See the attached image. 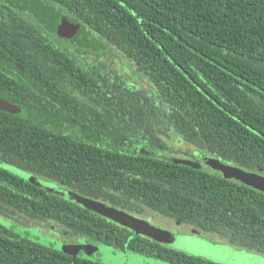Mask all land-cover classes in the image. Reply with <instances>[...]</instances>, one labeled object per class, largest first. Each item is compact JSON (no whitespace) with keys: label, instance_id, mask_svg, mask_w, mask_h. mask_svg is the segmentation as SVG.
I'll return each instance as SVG.
<instances>
[{"label":"trees","instance_id":"trees-1","mask_svg":"<svg viewBox=\"0 0 264 264\" xmlns=\"http://www.w3.org/2000/svg\"><path fill=\"white\" fill-rule=\"evenodd\" d=\"M50 1L62 9L53 33L33 23L23 3L0 1V98L21 108L0 109V216L54 221L171 264H220L48 193L9 170L16 167L264 254V192L209 166L158 157L173 133L200 154L264 174V0ZM62 16L80 24L73 47L53 36ZM102 45L117 49L151 87L72 51ZM0 264L98 263L0 224Z\"/></svg>","mask_w":264,"mask_h":264},{"label":"rangeland","instance_id":"rangeland-1","mask_svg":"<svg viewBox=\"0 0 264 264\" xmlns=\"http://www.w3.org/2000/svg\"><path fill=\"white\" fill-rule=\"evenodd\" d=\"M0 1L7 2L9 5H13V7H20L19 4L23 3L21 7L25 5V9L23 10L27 11L28 15H30V20L37 25L40 24L41 26L47 28L48 32L51 33H53L52 26L55 24V20L57 18L55 11L62 12V9L57 4H53L50 0H31V1L30 0H0ZM60 18H58L56 24L58 23ZM56 34L57 33L55 28V35H53L54 38L59 37ZM59 38L60 39L57 40L58 42L64 45H68L70 47H73L74 43H77L76 39L72 41L71 38L70 39L64 37H59ZM72 51L76 52L75 55L86 53L89 57L97 56L105 64L112 67L113 69H116L120 73L124 74L132 82L136 83L140 88L148 90L151 87V83L149 82L148 78L144 74L139 72L136 69V66L114 47L111 46L105 47L102 45L99 48L91 49V47L88 48L84 46H79L76 47V49H73ZM165 140H166V144L169 147H173L174 149L171 151H166V152L164 151L165 153H158V157L166 156L168 154H174L176 157L178 156L181 157L182 153H184V157H188V156L191 157L192 152L194 153V157H198V155H200L199 152L195 150L196 149L195 146L187 142H184L173 133H171L170 137ZM203 167L205 166L203 165ZM9 170L17 174L18 176L28 180L22 173L25 171H22L16 167H9ZM25 173L31 174L28 172ZM31 175L35 176L33 174ZM35 177L43 180L47 184L39 185L31 182L32 184L44 189L48 193L54 194L63 199L66 200L70 199L67 193L66 196L63 194V190H65L66 192L67 191L77 192L67 186L60 185L58 183H55L47 179H42L38 176ZM52 185H55V187H53ZM89 211L95 212L93 210H89ZM138 215L144 218L147 217L151 219L153 222L157 223L159 227H162L164 229H170L175 233H181L186 235L196 233L199 234L200 238H203L210 242L228 243V240L222 236L209 232H204L186 223L185 224L182 223L178 225L173 222V219L169 217H163L162 215L156 213L155 211L147 207H145V211L141 215L140 214ZM100 216L112 220L117 224L128 228L127 226L111 218L105 217L103 215ZM0 224L12 230L13 232L20 234L23 238L31 240L35 243H38L43 246L51 247L57 250H61L65 253L71 254L73 256H77L82 259H88L98 264H171L165 260H160L153 257H147L139 252H133L130 250L123 251L118 247H116L115 245H108L102 241H96L91 238H87L85 236H80L78 234L70 232L68 229L64 228L60 224L55 223L54 221H48L42 223V222L34 221L32 219H28L22 215H16L15 217L0 216ZM171 247L175 250H179L197 257H202L212 262L225 264L223 262L215 261L216 259L212 258L209 253L203 251H196L193 250L192 248H187V245L171 246Z\"/></svg>","mask_w":264,"mask_h":264},{"label":"water","instance_id":"water-1","mask_svg":"<svg viewBox=\"0 0 264 264\" xmlns=\"http://www.w3.org/2000/svg\"><path fill=\"white\" fill-rule=\"evenodd\" d=\"M80 27L79 23L71 22L66 17L62 16L56 26V33L59 37L71 38ZM0 109L16 113L21 110L16 104H12L0 98ZM173 161L178 163L188 164L192 167H199L197 162L186 158H173ZM205 163L212 169L219 171L225 178L234 179L245 185L251 186L259 191L264 192V174L256 171L246 170L234 164L224 163L215 157H205ZM22 172V171H21ZM24 176L32 183L39 185H46L43 180L22 172ZM55 187V185H52ZM71 202L80 205L88 210H93L100 215L111 218L121 224L132 229L137 234H142L152 240L160 242L166 246H185L196 251H203L210 254L215 261L223 262L225 264H260L264 261V254L255 251L239 248L231 243H214L200 238L199 235L175 233L169 229H164L154 225L129 211L112 207L105 202L94 198L82 196L74 191H65ZM213 259V260H214Z\"/></svg>","mask_w":264,"mask_h":264},{"label":"flooded vegetation","instance_id":"flooded-vegetation-1","mask_svg":"<svg viewBox=\"0 0 264 264\" xmlns=\"http://www.w3.org/2000/svg\"><path fill=\"white\" fill-rule=\"evenodd\" d=\"M174 148L173 147H169L168 146V149H166L165 150V152L166 151H171V150H173ZM196 150V149H195ZM198 151V150H197ZM164 152V153H165ZM199 154H200V152H199ZM169 156H175L174 154H168ZM167 156V155H166ZM176 157V156H175ZM205 157H208L207 155H205V154H200V155H198V157H194V153L192 152V156L191 157H184V153H182V156L180 157V156H178V157H176V158H186V159H190V160H192V161H194V162H197L198 164H199V167H202V168H205V169H207L208 168V165L205 163V161H204V158ZM200 162V163H199ZM203 165L205 166V167H203ZM211 168V167H210ZM212 169V168H211ZM212 170H214V169H212ZM113 207V206H112ZM132 213V212H131ZM134 214V213H133ZM135 215H137V216H139L138 214H135ZM139 217H141V218H143V219H146L147 221H149L150 223H152V224H154V225H157V223H155V222H153L151 219H149V218H147V217H142V216H139ZM174 222V221H173ZM175 223V222H174ZM176 224H178V225H180L181 223L180 222H176ZM158 226V225H157ZM170 230V229H169ZM196 235H199V234H196Z\"/></svg>","mask_w":264,"mask_h":264},{"label":"snow or ice","instance_id":"snow-or-ice-1","mask_svg":"<svg viewBox=\"0 0 264 264\" xmlns=\"http://www.w3.org/2000/svg\"><path fill=\"white\" fill-rule=\"evenodd\" d=\"M260 264H264V261H261Z\"/></svg>","mask_w":264,"mask_h":264}]
</instances>
